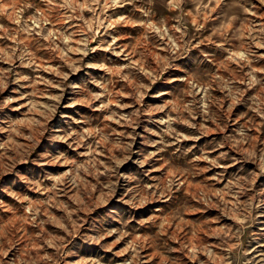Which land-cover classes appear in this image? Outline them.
<instances>
[{
  "label": "rangeland",
  "instance_id": "obj_1",
  "mask_svg": "<svg viewBox=\"0 0 264 264\" xmlns=\"http://www.w3.org/2000/svg\"><path fill=\"white\" fill-rule=\"evenodd\" d=\"M0 264H264V0H0Z\"/></svg>",
  "mask_w": 264,
  "mask_h": 264
}]
</instances>
